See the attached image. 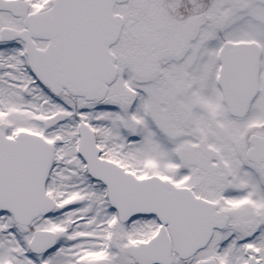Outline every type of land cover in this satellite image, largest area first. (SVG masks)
Wrapping results in <instances>:
<instances>
[{
  "label": "snow or ice",
  "instance_id": "obj_1",
  "mask_svg": "<svg viewBox=\"0 0 264 264\" xmlns=\"http://www.w3.org/2000/svg\"><path fill=\"white\" fill-rule=\"evenodd\" d=\"M0 264H264V0H0Z\"/></svg>",
  "mask_w": 264,
  "mask_h": 264
}]
</instances>
